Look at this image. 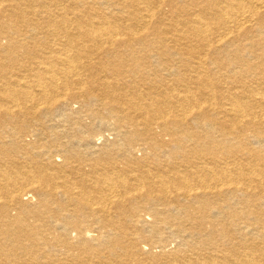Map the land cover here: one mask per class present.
Instances as JSON below:
<instances>
[{
	"label": "bare ground",
	"instance_id": "obj_1",
	"mask_svg": "<svg viewBox=\"0 0 264 264\" xmlns=\"http://www.w3.org/2000/svg\"><path fill=\"white\" fill-rule=\"evenodd\" d=\"M0 264H264V0H0Z\"/></svg>",
	"mask_w": 264,
	"mask_h": 264
},
{
	"label": "rangeland",
	"instance_id": "obj_2",
	"mask_svg": "<svg viewBox=\"0 0 264 264\" xmlns=\"http://www.w3.org/2000/svg\"><path fill=\"white\" fill-rule=\"evenodd\" d=\"M105 134L109 135L110 138H113V136L110 134L109 131H105ZM101 140H102V141H101ZM100 141L103 142V137L99 139V142H100ZM173 245H174V244L171 243V246H173Z\"/></svg>",
	"mask_w": 264,
	"mask_h": 264
}]
</instances>
